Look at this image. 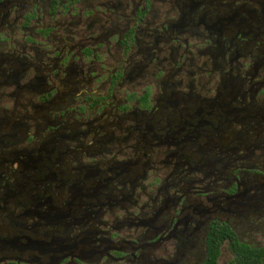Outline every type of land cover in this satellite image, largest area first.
Segmentation results:
<instances>
[{"label": "flooded vegetation", "instance_id": "af4514ba", "mask_svg": "<svg viewBox=\"0 0 264 264\" xmlns=\"http://www.w3.org/2000/svg\"><path fill=\"white\" fill-rule=\"evenodd\" d=\"M264 264V0H0V264Z\"/></svg>", "mask_w": 264, "mask_h": 264}, {"label": "trees", "instance_id": "16d2710c", "mask_svg": "<svg viewBox=\"0 0 264 264\" xmlns=\"http://www.w3.org/2000/svg\"><path fill=\"white\" fill-rule=\"evenodd\" d=\"M213 264H216V259L214 258L212 260ZM237 264H250V259L248 258V256H246V258H241ZM257 264H261V258L259 257L257 260Z\"/></svg>", "mask_w": 264, "mask_h": 264}]
</instances>
